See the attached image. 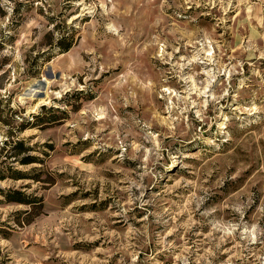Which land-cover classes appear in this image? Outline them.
Instances as JSON below:
<instances>
[{
  "label": "rangeland",
  "instance_id": "1",
  "mask_svg": "<svg viewBox=\"0 0 264 264\" xmlns=\"http://www.w3.org/2000/svg\"><path fill=\"white\" fill-rule=\"evenodd\" d=\"M4 1L0 264H264V0Z\"/></svg>",
  "mask_w": 264,
  "mask_h": 264
},
{
  "label": "trees",
  "instance_id": "2",
  "mask_svg": "<svg viewBox=\"0 0 264 264\" xmlns=\"http://www.w3.org/2000/svg\"><path fill=\"white\" fill-rule=\"evenodd\" d=\"M12 10H13V12L18 13V3L17 2L12 7ZM7 15H8V6L4 0H0V19L5 18ZM49 33L47 35L49 37V40L44 42V44L48 46V49L45 50L43 53L53 52L55 50H58L59 52L68 51L73 46V44L75 42L73 33L69 36H65V34H59V36H57V37L50 36L53 34L52 33L49 34ZM5 39H6L5 36H2L0 38V47L2 46V41H4ZM5 64H6L5 60L0 61V70L3 68V66ZM43 108H45V106H43ZM38 117H39V115H38ZM22 143L23 142L11 143V141L6 140V144L13 145L14 149L20 148L19 145H22ZM29 159H30V157L29 158H23V159H21V161H22V163H29V162L34 161V160H29ZM15 193H19L20 195L23 194V192H21V191H15ZM11 200L18 201V202H25V200H23L21 198H14Z\"/></svg>",
  "mask_w": 264,
  "mask_h": 264
}]
</instances>
